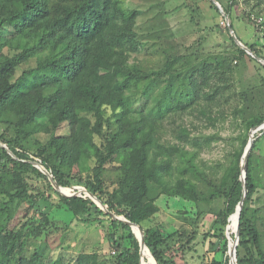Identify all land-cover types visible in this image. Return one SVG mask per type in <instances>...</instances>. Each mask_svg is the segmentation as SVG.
<instances>
[{
    "label": "trees",
    "instance_id": "1",
    "mask_svg": "<svg viewBox=\"0 0 264 264\" xmlns=\"http://www.w3.org/2000/svg\"><path fill=\"white\" fill-rule=\"evenodd\" d=\"M123 2L0 0V33L10 30L6 44L14 53V56L0 54V124L5 126L0 134V154L8 161L1 159L5 165L0 174V195L8 199V204L27 196L20 174L23 170L29 168L49 178L33 165L35 158L58 186L72 188L73 181H77L108 210L104 212L91 197H67L56 191L76 218L90 217L96 210L101 216L124 217L143 229V223L158 212L159 196L195 201L194 193L186 189L184 181L174 184L169 180L172 158L185 156L186 152L179 145L163 143L162 134L171 114L181 115L202 103V112L206 113L219 91L230 87L232 61L229 57H217L194 66L170 55L162 68L153 70L131 63L132 53L143 46L135 31L139 12L125 8ZM263 7L264 0H257L255 8L262 12ZM225 14L229 16L228 11ZM259 20L263 31L264 19ZM248 48L264 60L255 46ZM238 51L247 55L241 48ZM26 55L38 57L37 67L16 77V57ZM136 90L150 101L147 109L135 107ZM240 96L242 103L234 114H241L247 134L236 154V166L229 169L216 194L225 199L219 215L223 227L229 226V235L233 236L237 227L235 216L230 221L229 218L236 213L247 189L240 215L237 263L264 264L261 235L250 208L258 187L253 153L259 140L254 141L249 156L246 186L240 180V164L249 133L264 124V113L254 111L259 105L264 108V90L256 85ZM107 109L111 110V116L107 117ZM64 124L70 128L69 136L56 135ZM36 133L50 134L51 138L46 144L39 143L34 154L29 143ZM178 133L187 138L186 129L179 127ZM261 133L264 135L263 130L258 132ZM84 158H95V165L90 175L77 177L75 168L81 166ZM114 162L119 164L121 179L117 188L109 192L104 187V172ZM190 168L194 170L192 161ZM50 188H55L52 182ZM15 219L0 222V241L2 236L8 239L6 246L0 244V264H40L39 249L30 258L19 255L25 251L32 234L43 233L49 219L43 218L34 227L30 221L21 219L16 223ZM112 229L116 235L122 230L128 233L113 242L114 264H141V245L136 236H141L139 229L134 228L135 234L128 223L114 218ZM174 237L157 241L145 232V243L155 259L145 248L143 264H179L177 257L185 246ZM228 249L226 241L225 251L229 252ZM77 264H98L97 256L82 254ZM213 264H230V257L226 255L223 263Z\"/></svg>",
    "mask_w": 264,
    "mask_h": 264
},
{
    "label": "rangeland",
    "instance_id": "2",
    "mask_svg": "<svg viewBox=\"0 0 264 264\" xmlns=\"http://www.w3.org/2000/svg\"><path fill=\"white\" fill-rule=\"evenodd\" d=\"M220 4L222 12L216 7ZM257 0H124L123 5L130 10H137L135 31L138 41L143 46L137 53H132L130 62H137L145 70L162 68L170 55L180 57L181 63L188 62L197 66L201 61L217 57H229L232 61V80L229 88H222L212 106L204 104L178 116L171 114L165 123L163 143L179 145L185 156L172 158V170L169 180L176 184L184 181L186 189L194 193L195 201H185L181 198L166 195L159 196L156 201L158 212L143 223V232L152 235L157 241L163 237L175 235L174 239L181 242L184 250L179 253V264H213L225 261L229 252L225 251V242L234 244L229 235L228 226L223 227L219 213L223 210L225 199L217 195L229 169L236 166V154L241 150L246 137V130L241 114L234 110L242 103L241 94L256 85L264 90V62L254 60L248 53L242 56L241 48L231 35L229 26L233 27L237 38L246 47L255 46L264 55V29L262 31L261 17L264 10L255 8ZM255 9H254V8ZM264 8V7H263ZM225 11L229 12L226 16ZM251 20V21H250ZM9 31L0 33V54L14 56L6 44ZM242 49V48H241ZM16 77L23 71L34 69L38 64L36 56H17ZM135 107L147 109L150 101L136 90L133 94ZM255 113H264L259 105ZM111 110L107 109V117ZM173 122H176L173 125ZM187 130V138L181 137L178 128ZM5 126L0 124V134ZM256 131V130H254ZM253 132L249 133L250 135ZM12 135L14 131L10 130ZM70 128L64 124L56 133L58 136H69ZM258 134V133H257ZM255 134V135H257ZM50 134L36 133L30 138L29 147L36 154L38 144H46ZM259 140L254 155L255 178L257 191L253 195L250 208L261 235L264 251V135L258 134ZM246 148V147H245ZM12 157H15L14 155ZM4 162H8L0 154V174L4 170ZM33 165L39 164L34 159ZM190 161L194 170L190 168ZM95 158H84L80 167H76L77 177L91 174ZM12 164H9L11 167ZM241 169V164H240ZM242 170V169H241ZM22 185L27 190V196L8 204V199L0 195V222L6 223L12 218L14 222L21 219L38 226L43 218L49 219V224L43 228L40 236L31 235L27 239L26 249L20 257L30 258L36 249L41 251L40 264H50L59 261L62 264H77L82 254H96L98 264H114L112 255L113 242L128 233L121 231L116 235L112 229V218L99 215L96 210L88 215L76 218L60 201L56 191L51 189L50 178H45L32 169L20 172ZM121 179L119 164L114 162L106 166L104 172V187L112 192ZM72 188L63 192L67 196H88L83 184L73 181ZM60 192V193H61ZM216 194L215 197H213ZM99 207L106 213V207ZM89 219V223H85ZM121 219H125L121 217ZM234 225L235 220H234ZM185 239H181L182 237ZM195 236V237H194ZM181 239V240H180ZM7 237L2 236L0 244L6 246ZM146 244V243H145ZM147 246V245H146ZM149 249V248H148ZM229 250V249H228ZM153 256L151 250L149 249ZM154 257V256H153Z\"/></svg>",
    "mask_w": 264,
    "mask_h": 264
},
{
    "label": "water",
    "instance_id": "3",
    "mask_svg": "<svg viewBox=\"0 0 264 264\" xmlns=\"http://www.w3.org/2000/svg\"><path fill=\"white\" fill-rule=\"evenodd\" d=\"M216 7L222 12V9H221V6H220V4H218V3H216ZM229 28H230V32H231V35H232V37L234 38V40L236 41V43L243 49V50H245L251 57H253L255 60H257L258 62H264V60H262L261 58H259L258 56H256L248 47H246L244 44H242L241 42H240V40L237 38V36H236V33H235V31L231 28V26H229ZM263 130V132H264V124H262L261 126H259L257 129H256V131H254V133H252L251 135H250V139H249V141H248V144H247V146H246V148H245V151H244V155H243V159H242V161H241V169H242V173H241V178H240V180L244 183V185L246 186V180H247V169H248V160H249V156H250V153H251V150H252V148H253V145H254V141H255V134H257L259 131H262ZM2 147H4V148H6L7 149V147L5 146V145H2ZM8 150V149H7ZM8 153L11 155V156H13V154L8 150ZM36 167L38 168V169H40L44 174H46L47 176H49V178H50V180H51V182H52V184L54 185V187L56 188V189H58L60 192H61V190H63V189H66V188H62V187H60V186H58L57 185V183L54 181V179H53V176L52 175H50V173L43 167V166H41L40 164H37L36 163ZM246 193H247V189L245 188V191H244V197H243V200L240 202V204L238 205V207H237V210H236V213L235 214H233L230 218H229V221L232 219V217L233 216H237V227H236V231H235V234H234V244H230L229 245V257H230V264H238L237 263V247H238V245H239V240H240V235H239V233H240V215H241V210H242V207H243V204H244V199H245V197H246ZM61 194H63V195H65L63 192H61ZM65 196H67V195H65ZM67 197H71V196H67ZM94 201H95V203L99 206H102V207H104L103 205H102V203L100 202V201H98L94 196H92L91 197ZM116 219H119V220H121V221H123V222H126V223H128L130 226H131V228H132V230H133V232L135 233V231H134V228L136 227V228H138L139 229V231H140V235L141 236H138L136 233V236H137V238H138V240L140 241V245H141V255H142V258H141V264H143V253H144V250H145V248H147L148 249V247L146 246V244H145V239H144V232H143V230H142V228L140 227V226H138V225H135V224H132V223H130L128 220H126V219H121V217H116ZM228 228H229V226H228ZM149 250V249H148ZM154 258V257H153ZM155 259V258H154ZM156 263H157V261H156ZM158 264V263H157Z\"/></svg>",
    "mask_w": 264,
    "mask_h": 264
},
{
    "label": "bare ground",
    "instance_id": "4",
    "mask_svg": "<svg viewBox=\"0 0 264 264\" xmlns=\"http://www.w3.org/2000/svg\"><path fill=\"white\" fill-rule=\"evenodd\" d=\"M234 220H235V224L237 225V216L235 215V217H234ZM234 264V263H233Z\"/></svg>",
    "mask_w": 264,
    "mask_h": 264
},
{
    "label": "built area",
    "instance_id": "5",
    "mask_svg": "<svg viewBox=\"0 0 264 264\" xmlns=\"http://www.w3.org/2000/svg\"><path fill=\"white\" fill-rule=\"evenodd\" d=\"M86 197V196H85ZM88 197V196H87ZM112 256H114L115 254H116V252L115 251H112L111 253H110Z\"/></svg>",
    "mask_w": 264,
    "mask_h": 264
}]
</instances>
